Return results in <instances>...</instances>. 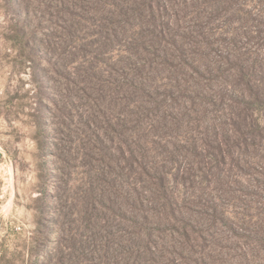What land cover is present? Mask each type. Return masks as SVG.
Masks as SVG:
<instances>
[{"label": "rangeland", "instance_id": "rangeland-1", "mask_svg": "<svg viewBox=\"0 0 264 264\" xmlns=\"http://www.w3.org/2000/svg\"><path fill=\"white\" fill-rule=\"evenodd\" d=\"M0 264H264V0H0Z\"/></svg>", "mask_w": 264, "mask_h": 264}]
</instances>
